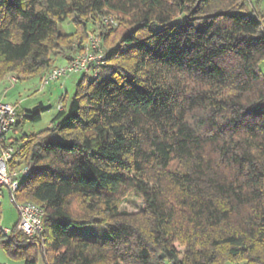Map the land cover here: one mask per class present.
I'll return each instance as SVG.
<instances>
[{
    "label": "trees",
    "instance_id": "trees-1",
    "mask_svg": "<svg viewBox=\"0 0 264 264\" xmlns=\"http://www.w3.org/2000/svg\"><path fill=\"white\" fill-rule=\"evenodd\" d=\"M94 33L99 73L16 140L34 162L16 198L47 216L37 236L0 229L4 249L24 264H264V13L251 0H0V82ZM130 194L139 211L120 208ZM94 224L104 241L70 232Z\"/></svg>",
    "mask_w": 264,
    "mask_h": 264
},
{
    "label": "built area",
    "instance_id": "built-area-1",
    "mask_svg": "<svg viewBox=\"0 0 264 264\" xmlns=\"http://www.w3.org/2000/svg\"><path fill=\"white\" fill-rule=\"evenodd\" d=\"M106 24L117 25L115 17L105 16ZM105 63L102 38L97 34H91L85 45V50L74 56L64 65L49 69L41 78L43 86L54 81L66 79L72 75L92 74L96 76ZM6 81L11 85L18 83L16 73H9ZM62 105L57 109H61ZM27 109L20 103L0 102V203L5 192L11 195L19 213V229L28 236H37L44 231L43 220L47 216L46 206L33 201L19 202L16 192L21 181L28 177L34 167V162H19L16 158L17 142L12 134L16 132L18 124L24 119ZM9 235L8 228L1 229Z\"/></svg>",
    "mask_w": 264,
    "mask_h": 264
},
{
    "label": "rangeland",
    "instance_id": "rangeland-1",
    "mask_svg": "<svg viewBox=\"0 0 264 264\" xmlns=\"http://www.w3.org/2000/svg\"><path fill=\"white\" fill-rule=\"evenodd\" d=\"M252 3H256L262 13H264V0H251ZM59 28L65 33H74L75 27L70 20L61 22ZM95 31H99V26L96 25ZM103 52H106V47L103 45ZM57 53L55 54V58ZM57 62V60H56ZM59 66V65H58ZM61 66V65H60ZM57 67H49L44 70L41 74L28 79H22L21 75L16 73L18 76V83L11 85L6 81V76L1 80L0 83V102H20L21 106L32 110L40 103L46 108L45 110H40L41 119L34 121L32 119H25L22 124L17 128V131L12 134L14 140H21L24 136H31L42 131L47 130L51 127L53 118L57 114V107L63 105L65 97L68 99L75 93L77 89V83L80 81L81 76L73 75L71 78L61 79L59 81H54L47 86H43L41 82L42 76L49 69ZM261 68L264 70V63L261 64ZM82 75V74H81ZM88 74L87 77H89ZM68 79V80H67ZM6 93V95L4 94ZM144 207V201L141 197L136 194H130L121 203V209H126L132 212L139 211ZM19 221V213L15 203L11 199V195L6 191L3 197L2 203H0V229L8 228L13 229V227ZM83 232H91L92 230H104L103 225L94 224L84 226ZM80 229L78 226H71L70 232L74 234V231ZM106 236L109 233L106 231ZM101 236L97 232V236ZM6 238V237H5ZM98 240V239H97ZM0 264H24V261L18 258L11 257L7 251L4 249L1 238H0ZM37 264H45L43 257H39Z\"/></svg>",
    "mask_w": 264,
    "mask_h": 264
},
{
    "label": "crops",
    "instance_id": "crops-1",
    "mask_svg": "<svg viewBox=\"0 0 264 264\" xmlns=\"http://www.w3.org/2000/svg\"><path fill=\"white\" fill-rule=\"evenodd\" d=\"M68 54V56L69 57H71V58H73L74 56H76L77 55V52H70V53H67ZM68 56H66V55H64L63 53H61V52H58L57 53V56H56V60H57V62H56V64H57V66L59 65H64V64H66L67 62H69L71 59H69V57ZM85 75H87L88 76V74H85ZM73 76V75H72ZM71 76V77H72ZM78 76H81V78L82 77H84V74H82V75H78ZM71 77H69V78H71ZM68 80V79H67ZM0 84H2V83H0ZM4 94L6 95V93L4 92ZM12 103H14V102H12ZM17 103H20V102H17ZM21 104V103H20ZM23 107V106H22ZM24 108V107H23ZM25 109H27V108H25ZM58 110V109H57ZM100 225V224H99ZM101 226V225H100ZM84 226L83 227H80V229H78L77 231H74V237L75 238H85V237H88V238H90V239H93V240H97V241H104L108 236H106V228L104 229V230H101V229H99V230H96V231H94V230H92L91 232H83V231H85L84 230ZM97 232H99L100 234L102 233V235L101 236H97Z\"/></svg>",
    "mask_w": 264,
    "mask_h": 264
},
{
    "label": "water",
    "instance_id": "water-1",
    "mask_svg": "<svg viewBox=\"0 0 264 264\" xmlns=\"http://www.w3.org/2000/svg\"><path fill=\"white\" fill-rule=\"evenodd\" d=\"M55 138V136H53ZM163 256V255H162Z\"/></svg>",
    "mask_w": 264,
    "mask_h": 264
}]
</instances>
